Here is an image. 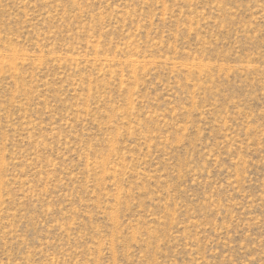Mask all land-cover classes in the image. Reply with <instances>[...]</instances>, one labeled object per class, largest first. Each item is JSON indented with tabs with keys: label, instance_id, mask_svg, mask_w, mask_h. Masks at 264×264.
I'll return each mask as SVG.
<instances>
[{
	"label": "rangeland",
	"instance_id": "rangeland-1",
	"mask_svg": "<svg viewBox=\"0 0 264 264\" xmlns=\"http://www.w3.org/2000/svg\"><path fill=\"white\" fill-rule=\"evenodd\" d=\"M0 264H264V0H0Z\"/></svg>",
	"mask_w": 264,
	"mask_h": 264
}]
</instances>
